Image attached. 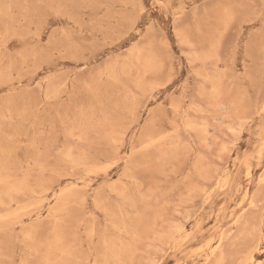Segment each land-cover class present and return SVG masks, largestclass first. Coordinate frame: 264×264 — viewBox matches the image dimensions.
Here are the masks:
<instances>
[{
  "label": "rangeland",
  "instance_id": "1",
  "mask_svg": "<svg viewBox=\"0 0 264 264\" xmlns=\"http://www.w3.org/2000/svg\"><path fill=\"white\" fill-rule=\"evenodd\" d=\"M263 179L264 0H0V264H264Z\"/></svg>",
  "mask_w": 264,
  "mask_h": 264
},
{
  "label": "bare ground",
  "instance_id": "2",
  "mask_svg": "<svg viewBox=\"0 0 264 264\" xmlns=\"http://www.w3.org/2000/svg\"><path fill=\"white\" fill-rule=\"evenodd\" d=\"M147 28H148V27H147ZM3 48H4V47H3ZM203 75H204V74H203ZM208 78H209V77H208ZM202 79H203V77H202ZM213 80H214V79H213ZM215 86H216V85H215ZM263 180H264V179H263ZM17 186H18V185H17ZM17 186H16V187H17ZM18 187H19V186H18ZM22 188H23V187H22ZM263 188H264V187H263ZM12 189H13V188H12ZM25 190H26V189H25ZM64 191H65V190H64ZM11 201H12V200H11ZM125 227H126V226H125ZM229 228H230V227H229ZM226 230H227V229H226ZM222 239H223V238H222ZM222 239H221V240H222ZM219 245H220V244H219ZM218 247H219V246H218ZM105 248H106V247H105ZM106 251H107V250H106ZM109 253H110V252H109ZM261 253H262V252H261ZM112 255H113V254H112ZM199 259H200V258H199ZM251 260H252V259H251ZM252 261H254V260H252ZM252 261H251V263H252Z\"/></svg>",
  "mask_w": 264,
  "mask_h": 264
}]
</instances>
